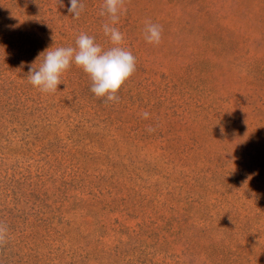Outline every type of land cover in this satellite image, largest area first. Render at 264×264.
I'll use <instances>...</instances> for the list:
<instances>
[{"label":"rangeland","instance_id":"rangeland-1","mask_svg":"<svg viewBox=\"0 0 264 264\" xmlns=\"http://www.w3.org/2000/svg\"><path fill=\"white\" fill-rule=\"evenodd\" d=\"M80 2L0 0V264H264V0H125L118 102L74 63L29 83L49 47L113 46Z\"/></svg>","mask_w":264,"mask_h":264},{"label":"clouds","instance_id":"clouds-1","mask_svg":"<svg viewBox=\"0 0 264 264\" xmlns=\"http://www.w3.org/2000/svg\"><path fill=\"white\" fill-rule=\"evenodd\" d=\"M63 6V0H58ZM67 11L73 18L79 19L84 5L80 0H69ZM125 0H103L100 15L107 14L110 23L102 25L103 32L110 38L113 45L107 50L95 42L94 37L81 33L75 41L76 47H58L53 50L46 49L43 62L39 68H29V83L41 92L54 93L57 86L63 83L61 76L74 63L81 68L92 82L90 91L98 98L104 97L106 101L118 102L117 95L121 86L134 73L136 58L131 51L121 47L124 35L114 25L119 22L120 16L126 14ZM162 26L151 21L145 22L144 39L152 45H159L162 40ZM147 111L141 113L143 119L149 118ZM149 127V133L155 132ZM7 226L0 222V246L7 241Z\"/></svg>","mask_w":264,"mask_h":264}]
</instances>
